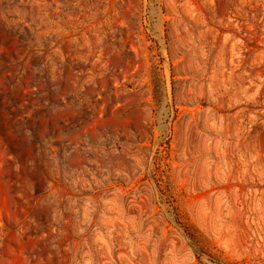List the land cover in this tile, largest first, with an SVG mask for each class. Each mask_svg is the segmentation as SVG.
I'll use <instances>...</instances> for the list:
<instances>
[{"label": "rangeland", "instance_id": "374dc122", "mask_svg": "<svg viewBox=\"0 0 264 264\" xmlns=\"http://www.w3.org/2000/svg\"><path fill=\"white\" fill-rule=\"evenodd\" d=\"M0 264H264V0H0Z\"/></svg>", "mask_w": 264, "mask_h": 264}]
</instances>
